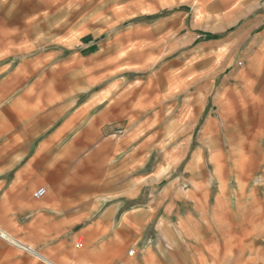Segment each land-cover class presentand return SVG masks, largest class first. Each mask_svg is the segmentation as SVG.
<instances>
[{"label": "crops", "instance_id": "0c3cea01", "mask_svg": "<svg viewBox=\"0 0 264 264\" xmlns=\"http://www.w3.org/2000/svg\"><path fill=\"white\" fill-rule=\"evenodd\" d=\"M175 19H159L158 33L172 34ZM258 37L264 70V28ZM185 40L181 49L196 38ZM179 43L159 53L175 55ZM190 54L165 63L163 94L149 79L127 82L128 69L81 104L37 102L10 112L4 130L0 117V264H264V206L258 224L234 222L228 208L230 221L210 216L206 152L221 150L212 118L175 126L190 119V95L182 111L177 97L206 79Z\"/></svg>", "mask_w": 264, "mask_h": 264}, {"label": "rangeland", "instance_id": "374dc122", "mask_svg": "<svg viewBox=\"0 0 264 264\" xmlns=\"http://www.w3.org/2000/svg\"><path fill=\"white\" fill-rule=\"evenodd\" d=\"M166 15H175L178 26L169 35L156 27ZM262 19L264 0H0L1 126L10 112L32 111L37 102L46 111L81 104L94 84L127 79L128 69L136 73L127 82L149 79L152 92L163 94L165 63L190 51L191 66L206 79L179 94L175 110L182 111V96L189 94L183 108L190 105V119L174 122L192 130L212 118L219 132L221 150L206 152L210 216L216 210L222 222L230 221L228 208L234 222L258 224L264 206ZM187 35L196 40L181 49ZM220 37L232 44L221 47ZM177 42L175 55L159 53ZM204 111L210 113L202 119Z\"/></svg>", "mask_w": 264, "mask_h": 264}, {"label": "built area", "instance_id": "2783aa9c", "mask_svg": "<svg viewBox=\"0 0 264 264\" xmlns=\"http://www.w3.org/2000/svg\"><path fill=\"white\" fill-rule=\"evenodd\" d=\"M45 194H46V189L40 188L35 192V198L41 199ZM133 253H134L133 251H130V254H133Z\"/></svg>", "mask_w": 264, "mask_h": 264}, {"label": "trees", "instance_id": "16d2710c", "mask_svg": "<svg viewBox=\"0 0 264 264\" xmlns=\"http://www.w3.org/2000/svg\"><path fill=\"white\" fill-rule=\"evenodd\" d=\"M207 112H208V111H206V113H205V114H207Z\"/></svg>", "mask_w": 264, "mask_h": 264}, {"label": "bare ground", "instance_id": "6f19581e", "mask_svg": "<svg viewBox=\"0 0 264 264\" xmlns=\"http://www.w3.org/2000/svg\"><path fill=\"white\" fill-rule=\"evenodd\" d=\"M26 249V248H25ZM31 251V250H30Z\"/></svg>", "mask_w": 264, "mask_h": 264}]
</instances>
